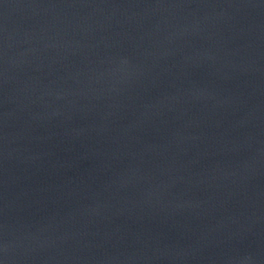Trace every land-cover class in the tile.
Instances as JSON below:
<instances>
[{
    "label": "water",
    "instance_id": "water-1",
    "mask_svg": "<svg viewBox=\"0 0 264 264\" xmlns=\"http://www.w3.org/2000/svg\"><path fill=\"white\" fill-rule=\"evenodd\" d=\"M0 264H264V0H0Z\"/></svg>",
    "mask_w": 264,
    "mask_h": 264
}]
</instances>
